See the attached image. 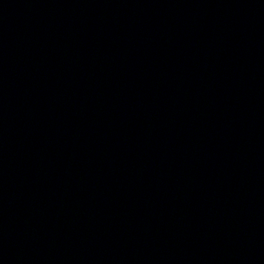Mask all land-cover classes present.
Instances as JSON below:
<instances>
[{
  "label": "water",
  "instance_id": "1",
  "mask_svg": "<svg viewBox=\"0 0 264 264\" xmlns=\"http://www.w3.org/2000/svg\"><path fill=\"white\" fill-rule=\"evenodd\" d=\"M0 264H264V0H0Z\"/></svg>",
  "mask_w": 264,
  "mask_h": 264
}]
</instances>
